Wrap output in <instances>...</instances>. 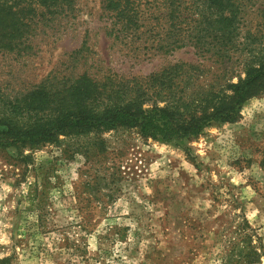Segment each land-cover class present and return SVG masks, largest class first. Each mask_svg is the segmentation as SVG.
Wrapping results in <instances>:
<instances>
[{
  "label": "rangeland",
  "instance_id": "obj_1",
  "mask_svg": "<svg viewBox=\"0 0 264 264\" xmlns=\"http://www.w3.org/2000/svg\"><path fill=\"white\" fill-rule=\"evenodd\" d=\"M147 2L132 40L112 34L106 0H73L49 24H31L29 49L0 52V98L83 73L130 81L194 63L189 47L168 55L150 47L159 15ZM263 4L247 5L250 27L261 24ZM102 139L98 156L72 139L25 150L28 167L15 150L0 151V264H230L229 242L244 221L264 264V94L242 106L237 122L190 141H146L132 131ZM44 174L45 208L31 210L28 185Z\"/></svg>",
  "mask_w": 264,
  "mask_h": 264
},
{
  "label": "trees",
  "instance_id": "obj_2",
  "mask_svg": "<svg viewBox=\"0 0 264 264\" xmlns=\"http://www.w3.org/2000/svg\"><path fill=\"white\" fill-rule=\"evenodd\" d=\"M147 1L106 0L116 39L138 36L139 11ZM250 2H147L146 10L159 15L157 26L146 38L150 47L163 55L189 47L197 60L177 62L130 81L83 73L65 83L40 85L18 97H1L0 151L15 150V160L28 167L32 157L24 155L25 150L59 145L63 139L82 141L86 154L98 156L107 149L102 139L107 133L132 131L146 141L180 143L211 125L237 122L242 106L264 94V4L261 24L253 28L245 19ZM72 3L0 0V52L24 53L30 48L26 36L31 24H49L66 14ZM47 182L48 174H44L28 185L25 199L31 210L45 208ZM238 232L239 240L229 242L226 261L259 263L262 245L252 240L257 235L246 221Z\"/></svg>",
  "mask_w": 264,
  "mask_h": 264
}]
</instances>
